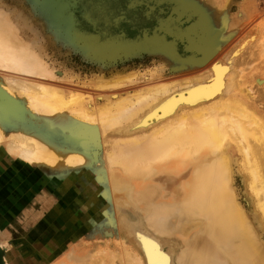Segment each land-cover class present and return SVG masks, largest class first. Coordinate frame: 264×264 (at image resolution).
I'll list each match as a JSON object with an SVG mask.
<instances>
[{"label": "rangeland", "instance_id": "obj_1", "mask_svg": "<svg viewBox=\"0 0 264 264\" xmlns=\"http://www.w3.org/2000/svg\"><path fill=\"white\" fill-rule=\"evenodd\" d=\"M242 1L0 0V25L6 26L9 42L23 50L41 73L30 74L29 64L23 67L28 71L4 64L0 65V80L11 88L20 80L36 89L56 91L67 99V112H94L91 118L102 129L108 121L101 120V109L110 105L115 109L120 100L137 104L139 96L170 84L178 85L176 98L180 93L187 97L188 89L212 78L215 68L210 64H225L234 77V87L241 71L237 86L248 88L251 95L257 92L255 98L260 96L261 101L249 103L264 122V0L250 1L249 17L235 23L233 33L221 29V19L236 22ZM183 6L209 18V41L216 54L205 66L190 61L203 56L198 51L157 33L158 23L176 12L193 13L192 22L201 21ZM162 44L175 46L186 63L167 57L158 47ZM238 55L242 57H234ZM245 57L249 60L242 63ZM119 76L123 79L118 80ZM257 78L263 79L262 85H257ZM15 92L17 107L1 121L0 250L5 264H252L218 245L206 215H194L191 206H184L182 189L193 167L179 171L153 167L133 178L135 173L127 172V167L110 164L121 139V148L130 147L121 129L108 128L100 141L90 142L83 137L89 126L82 119L66 115L65 120L60 113L47 125L25 105L28 101L23 93ZM226 97L223 93L221 101ZM161 115L156 112L151 121ZM21 136L68 154L81 153L91 164H34L30 157L6 148L11 139ZM229 156V188L257 243L264 247L263 213L234 144ZM207 251L214 258L206 263Z\"/></svg>", "mask_w": 264, "mask_h": 264}, {"label": "bare ground", "instance_id": "obj_2", "mask_svg": "<svg viewBox=\"0 0 264 264\" xmlns=\"http://www.w3.org/2000/svg\"><path fill=\"white\" fill-rule=\"evenodd\" d=\"M250 1H242L241 8L235 18L236 22L232 23V21L221 19V29L233 33L234 24L237 25L238 22L249 17ZM183 8L191 9L198 15L201 18V26L205 30L204 38H200L199 43L195 42L194 37L188 35L192 38L188 49L196 50L203 55L191 57L190 61L197 67L207 62L209 64L211 58L216 54V50L209 41L212 29L208 24L209 18L202 13L198 14L189 6H183ZM191 32L193 33V31ZM8 34L6 26L0 25V65L6 64L17 70L25 71L26 69L23 67L25 64H29L31 69L26 71L30 74H37L39 71L36 72L37 67L33 60H30L23 50L14 46L10 43L11 41L9 42ZM158 47L165 51L167 57L179 59V62H182L181 65L186 63L177 53L175 46L162 44ZM234 57L241 58L242 56ZM248 60V57H245L241 59V62L246 63ZM212 64H210V68H215L212 78L206 84H197L198 86L188 89L187 97L180 93L179 99L176 98L175 89L178 85L170 84L156 87L145 95L139 96L137 104L134 102L122 103L120 100L115 109L111 107L113 110L110 108L111 105L101 109V120L108 121L102 126V129H98L96 122L91 118L94 112L90 113L84 109L72 113L73 115L67 112V99L56 91L36 89L37 87L28 86L22 82L18 83L20 80L18 82L15 80V83H12L14 87L11 88L0 80V144L3 139L1 121L3 118L11 117L13 114H10V109L17 107L14 104L18 101L15 91L23 93L22 95L27 99L26 102L28 101L25 105H28L29 110L31 109L35 115L38 114L41 119H44L47 125H52L60 113L64 114L63 119H67L66 115L77 117L80 119L75 118L78 121L82 119L89 126L87 135L83 137L90 142L100 141L102 133L108 128H119L122 130L121 132H124L121 137H127V140H124L127 142L125 145L130 146L131 150L121 148L124 145L123 139H121L119 142L123 145L119 146V142L118 146L115 145L117 150L115 149L116 153L110 156V164L127 167V172L135 173L133 178L139 177L144 171L153 167L174 171L193 167L192 177L182 189L184 206H191L194 215L199 213L206 215L207 227L214 228V236L218 245L229 253L234 252L233 256L236 255V258L243 261H251L252 264H264V247L257 243L256 237L251 232L252 228L250 229L245 215L229 188L232 181L229 148L231 144H234L241 156V165L248 174L251 191L253 190L257 197L258 207L263 213L264 220V122L249 103L250 100L261 101V98L260 96L255 98L254 95L257 92L251 95L248 88L238 87L242 79L241 71L237 73L238 80L234 87L232 84L234 77L231 78L229 67L225 64ZM176 67L182 68V66ZM121 79L123 76L118 77V80ZM255 81L258 86L263 83L261 78H257ZM223 93H227V99L221 101ZM8 104H12V108H8ZM156 112L162 115L157 118L156 122H152L151 116ZM64 122L60 124H64ZM144 124H146L145 127ZM133 129L134 131L131 132ZM79 138L83 139L81 136ZM104 141L106 140L104 139ZM6 148L11 153L20 152L27 158L30 157L34 164L46 163L57 167L67 164L74 165V167L75 165L89 166L91 164V161L81 153L74 154V151L72 154H68L64 150L26 136L11 139ZM128 149L130 151H125ZM130 153H132L130 157L125 156ZM93 157L96 158L97 154H94ZM154 246L156 248V245ZM150 248H147V251L151 250ZM205 249L203 248V250ZM200 251H198V255L202 253ZM207 252L209 253V251ZM208 253L204 256L206 263L214 258L211 251V254Z\"/></svg>", "mask_w": 264, "mask_h": 264}, {"label": "flooded vegetation", "instance_id": "obj_3", "mask_svg": "<svg viewBox=\"0 0 264 264\" xmlns=\"http://www.w3.org/2000/svg\"><path fill=\"white\" fill-rule=\"evenodd\" d=\"M192 14L193 13L187 16L184 12H176L169 15L165 18V20H162L158 23L157 33L159 32L161 36H163L168 41H175L176 43L183 44L186 43L185 46L187 48H189L191 41L190 39L193 37L195 42L199 43L198 41L204 36L205 30L201 26V21H199V23L192 22L194 16V14L191 16ZM191 31H193L194 34ZM188 35H191L192 38H190Z\"/></svg>", "mask_w": 264, "mask_h": 264}, {"label": "water", "instance_id": "obj_4", "mask_svg": "<svg viewBox=\"0 0 264 264\" xmlns=\"http://www.w3.org/2000/svg\"><path fill=\"white\" fill-rule=\"evenodd\" d=\"M0 264H5L4 261H3L1 250H0Z\"/></svg>", "mask_w": 264, "mask_h": 264}]
</instances>
